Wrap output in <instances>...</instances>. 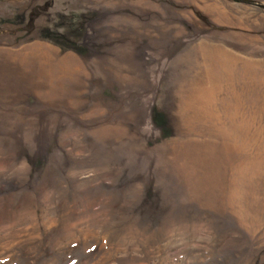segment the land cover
Wrapping results in <instances>:
<instances>
[{
    "label": "rangeland",
    "instance_id": "1",
    "mask_svg": "<svg viewBox=\"0 0 264 264\" xmlns=\"http://www.w3.org/2000/svg\"><path fill=\"white\" fill-rule=\"evenodd\" d=\"M0 264H264V0H0Z\"/></svg>",
    "mask_w": 264,
    "mask_h": 264
},
{
    "label": "bare ground",
    "instance_id": "2",
    "mask_svg": "<svg viewBox=\"0 0 264 264\" xmlns=\"http://www.w3.org/2000/svg\"><path fill=\"white\" fill-rule=\"evenodd\" d=\"M44 55V53H43ZM15 57V56H14ZM42 57V55H41ZM38 59V58H37ZM51 59V57H50ZM49 59V61H47V69L46 70H42L45 73H33L30 72V70L25 68V72H27L29 75V78H24L23 79V83L26 86H33V84H35L38 80L39 77H47V82H39L36 86H35V91L36 93H38L39 95L45 97L43 100L44 101H48L50 99V97H54L56 96V93L59 91L58 90V85L60 84V80L63 79L62 78V73H60L59 71L56 70V68L53 65V68L48 69L51 65V60ZM39 64L41 63L42 66H45L43 62H41V58L38 59ZM18 64H14V66L16 67ZM70 67V66H69ZM68 67V68H69ZM24 69V67H23ZM49 70V71H48ZM18 77V76H17ZM64 78H66V76H64ZM67 78H72V76H68ZM35 79V81H34Z\"/></svg>",
    "mask_w": 264,
    "mask_h": 264
}]
</instances>
